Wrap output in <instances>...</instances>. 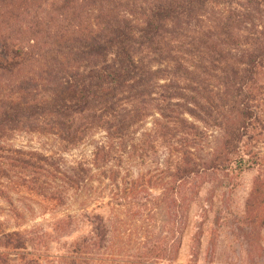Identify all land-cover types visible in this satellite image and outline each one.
<instances>
[{
	"label": "trees",
	"instance_id": "obj_1",
	"mask_svg": "<svg viewBox=\"0 0 264 264\" xmlns=\"http://www.w3.org/2000/svg\"><path fill=\"white\" fill-rule=\"evenodd\" d=\"M49 1L63 26L41 43L36 14ZM31 9L37 20L22 26L23 36L15 22ZM0 73L23 74L12 82L17 99H0V143L19 128L48 132L65 146L103 130L106 142L93 155L97 169L106 170L122 156L143 162L155 145L168 151L176 248L181 206L195 201L205 173L259 168L246 221L264 229V159L251 150L264 145V0H0ZM151 113L157 117L150 128L138 132ZM189 119L219 134L211 151L201 154L207 132ZM55 164L0 144L1 179L19 169L26 173L21 182L33 181ZM90 173L81 164L67 167L66 188L83 189ZM91 219L88 234L63 254L28 248L26 233L2 232L0 264L172 261L150 241L146 250H127L123 220L109 230L99 216Z\"/></svg>",
	"mask_w": 264,
	"mask_h": 264
},
{
	"label": "rangeland",
	"instance_id": "obj_2",
	"mask_svg": "<svg viewBox=\"0 0 264 264\" xmlns=\"http://www.w3.org/2000/svg\"><path fill=\"white\" fill-rule=\"evenodd\" d=\"M50 2L36 14L42 18L37 28L39 34L35 36L41 43L51 42L55 31L63 26ZM33 10L36 11L31 9L27 20L22 14L16 19L15 25L23 36L27 31L22 26L30 27V22L37 20ZM30 69L25 68L22 73ZM22 75L9 77L0 73V99H17L12 82ZM166 82L164 79L160 83ZM154 114L136 130L142 132L150 128L153 117H157ZM189 120L203 129L201 124ZM204 131L208 144L204 145L202 155L212 150L219 137L215 131ZM105 138L103 130H92L80 143L65 146L48 132H31L27 128L7 132L0 143L5 149L49 156L56 164L46 175L36 176L33 181L21 182L20 178L26 173L21 174L23 171L19 169L7 178H0V184L4 185L0 187V233L23 232L31 242L28 248L63 254L74 240L88 234L89 221L97 215L101 225L108 226L109 230L123 220L128 236L125 248L146 250L145 242L150 241L172 260L164 264H264L261 254L264 229L246 221L253 186L262 174L259 168L203 174L195 201L189 208L181 206L180 222L184 227L176 248L179 218L175 213L174 167L170 153L155 145L141 163L131 156H122L119 162L108 165L110 170L97 169L94 147L105 144ZM129 142L127 140V146ZM244 150L245 155L250 148ZM251 150L263 153L264 159V145L257 144ZM79 164L91 170L90 176L83 189H68L64 178L66 168Z\"/></svg>",
	"mask_w": 264,
	"mask_h": 264
}]
</instances>
